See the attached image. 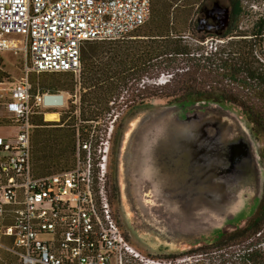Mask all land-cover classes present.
I'll return each instance as SVG.
<instances>
[{"label":"built area","instance_id":"2783aa9c","mask_svg":"<svg viewBox=\"0 0 264 264\" xmlns=\"http://www.w3.org/2000/svg\"><path fill=\"white\" fill-rule=\"evenodd\" d=\"M150 15L151 0H0V52L22 51L26 58L25 76L0 82L10 84L4 87L8 98L1 102V92L0 102L14 129L0 134V248L23 264L144 261L114 213L108 186L110 140L98 143L93 133L77 135L72 168L34 175L28 73L71 71L80 78L87 42L126 38ZM261 37L254 55L264 67V29ZM45 95L50 93L37 95L36 103L45 105ZM255 237L264 238V226Z\"/></svg>","mask_w":264,"mask_h":264},{"label":"rangeland","instance_id":"374dc122","mask_svg":"<svg viewBox=\"0 0 264 264\" xmlns=\"http://www.w3.org/2000/svg\"><path fill=\"white\" fill-rule=\"evenodd\" d=\"M218 2L221 5H227V0H204L210 5L214 2ZM202 0H159V5L163 4L169 11L172 18V24L177 30V34L183 35L186 42L192 45H201L205 51L210 52L215 49L216 44L221 48L228 45L229 39L227 37L202 36L201 34H195L192 30V26L196 21L198 13V3ZM254 5V6H253ZM243 13L240 20V30L244 33H250L253 23L261 17V13H264V0H244L242 2ZM146 24L142 28L138 29L137 33L141 30H145ZM134 31L131 33L133 34ZM203 37L204 40H200ZM250 38V35H247ZM131 35L127 41L133 40ZM220 39H224L221 42ZM225 52L232 47H225ZM25 55L24 52L19 51H2L0 52V82L13 81L21 79L26 74L25 69ZM28 64L30 65V57L28 56ZM189 68L186 60H183L178 67L175 68H155L146 72L144 80L140 79L135 81L134 79L128 83V85L121 89L120 95L113 97L110 102L102 103L111 108L108 112H101V114L92 121H83L82 112L87 106L85 100H83V94L89 91L82 86V74L80 78L74 73L70 74H49L48 81L55 83V87H59L58 82H70L73 78V82L76 84L74 89L53 88V86L46 85L45 90L41 88V80H43L42 74H38L35 71L28 73L29 80L35 79L39 82V90L33 94L31 93V104L33 106V118L34 120L41 118L44 122L52 123L45 125L42 128L46 130H53L60 125V118L66 116L67 120L74 119L76 136L81 134L93 133V138L98 143L102 140L106 142L110 140L109 152L115 148V160L110 156L108 161V186L110 191V198L114 207V213L118 220L119 225L125 233L127 239L144 255V261L131 258L126 264H221L220 260L222 256L233 262V264H245L243 255L247 250L253 248V250H262L264 247H258V243L264 241V238L253 237V239H247L234 244L230 247H226L223 250L213 249L210 252H201L197 254L188 255L191 253V249L196 248L206 242H211L217 237L220 229H230L226 225L227 217L233 213L235 208L219 216H212L208 218L207 214L203 215L204 219L201 221V211L194 209L192 211H182L181 207L174 201L172 195H175L168 191L167 186L161 185L155 187L146 180L141 184L143 191L135 192L133 187L135 175L131 170L130 156L133 151L132 148L135 143V137L142 123V119L147 117L158 110H164L172 107L170 103V97H156L146 100L143 105L138 104V97H134L132 92L136 93L139 89L143 90V84L147 88H159L162 90H168L175 85L164 86L165 80L168 81L170 77H176V74H181ZM168 77V79H164ZM77 82V83H76ZM228 84L229 82L226 81ZM65 84V83H64ZM10 86L9 83H0V93L3 92L4 96L1 97V102L5 101L8 95L4 87ZM230 86H237L236 83L230 84ZM242 93H247L250 96L254 93L252 90L247 91L241 89ZM43 93L59 94L64 98V104L61 106L48 108L43 103L37 104V95ZM136 100L135 102L132 100ZM259 102L258 100H253ZM0 102V134L14 131L13 127H10V121L7 116V112L4 106ZM92 106L94 102L89 101ZM135 104V110L129 112L130 105ZM100 105V104H98ZM203 105V104H202ZM210 110H216L220 114H230L236 117L242 127L247 131L250 138L254 141L255 154L261 168V182H260V196L255 195L252 201H249L246 209L240 216H250L256 209L260 199L264 195V136L254 135L251 129V125L245 120L244 115L241 112L240 107L235 106L230 102L219 104L211 102ZM47 111H55L57 116L54 120H46L45 113ZM128 114L125 116V113ZM142 120V121H141ZM91 125V126H90ZM85 129H81V127ZM113 126L111 136L109 137V127ZM7 128V129H4ZM74 128V127H73ZM36 126H34V130ZM118 130L120 133L118 139L114 144V133ZM158 135L156 134L151 141L156 140ZM78 138V137H77ZM164 139V140H163ZM163 141H168L167 138H162ZM188 151V150H187ZM124 156V157H123ZM123 157V158H122ZM32 169L34 175H40L39 169L32 163ZM202 171V169L200 170ZM185 172L182 171L181 178H185ZM171 179V176L169 177ZM192 186L195 184V178L193 176ZM199 178L198 183H200ZM184 185V184H183ZM233 184H228V186ZM229 186V187H230ZM231 189V188H229ZM166 193L168 196H166ZM186 194L187 197L193 198L195 196L204 199V194ZM206 196V195H205ZM207 198V196H206ZM172 199V200H171ZM211 199L210 195L208 200ZM174 202V203H173ZM161 207V208H160ZM189 218H197L200 223H191ZM187 223L186 225L183 223ZM203 222V223H202ZM245 223V222H244ZM244 223H241L242 226ZM186 227H183V226ZM124 228V229H123ZM257 246V247H256ZM180 254V257L173 260L169 256ZM20 262V260L8 253L4 249L0 248V264L9 262ZM252 264V263H248ZM264 264V261L262 262Z\"/></svg>","mask_w":264,"mask_h":264},{"label":"trees","instance_id":"16d2710c","mask_svg":"<svg viewBox=\"0 0 264 264\" xmlns=\"http://www.w3.org/2000/svg\"><path fill=\"white\" fill-rule=\"evenodd\" d=\"M243 1L227 0L231 8L229 23L225 31L220 34H201L192 26L195 34L215 35L229 39L228 45L221 48L216 44L215 49L210 52L205 51L201 45H192L186 42L183 35L177 34V30L172 24L170 11L163 4L159 5V0H151V15L145 23L146 28L137 33L138 29L143 27L142 25L133 34H130L133 38L129 39L133 40L127 41L129 35L118 40L87 42L81 54L82 86L89 90L83 94V100L87 105L82 112L83 121H92L101 112L111 110L110 107L102 103H108L113 97L119 96L121 89H124L131 80L143 79L146 72L151 69L178 67L183 60H186L189 68L181 74H176L175 78L172 75L168 81L164 82V86L174 84V87L166 91L159 88H147L143 84V90L132 92L134 97H138V104L143 105L146 100L156 97H170L171 104L183 106L197 103L224 104L230 102L240 107L245 120L251 125L252 131L257 135L264 136V67L254 55L255 46L262 45L261 33L264 29V19L256 20L250 33L241 31ZM247 35L251 37L248 38ZM200 40H204L203 37ZM227 46L233 49L225 52ZM60 73L73 74L71 71L38 73L43 77L40 89L44 91L46 85L59 88L47 79L49 74ZM226 81L229 83L227 84ZM31 82V93L35 94L39 90V82H36L35 79H31ZM234 83L237 86H230ZM57 85L60 88L65 87L64 89L73 90L76 84L72 78L70 82H58ZM239 87L247 91L252 90L254 93L252 96L242 93ZM255 99L259 102L253 101ZM89 101L94 102L95 105L92 106ZM135 107V104L130 105L128 111H134ZM127 114L128 112L125 113V116ZM32 123L36 129L34 130L33 126L31 132V162L39 169V176L72 168L76 161L77 148L74 119L67 120L66 116H62L59 124L63 126L53 130L42 128L52 124L44 122L42 116L36 120L33 118ZM81 129L83 131L84 126ZM87 136L88 134L84 136L81 134L80 137ZM263 226L264 195L242 226L221 233L213 241L197 246L187 254L210 252L213 249L223 250L253 238ZM8 253L15 256L11 252ZM243 256L245 264H262L264 261V251L262 250H247ZM169 257L176 260L180 254ZM221 258V264H233L225 256ZM5 264L23 263L10 260Z\"/></svg>","mask_w":264,"mask_h":264},{"label":"water","instance_id":"95a60500","mask_svg":"<svg viewBox=\"0 0 264 264\" xmlns=\"http://www.w3.org/2000/svg\"><path fill=\"white\" fill-rule=\"evenodd\" d=\"M229 18V7L217 2L215 7L210 9L208 17L203 23L209 29L220 34L221 32L218 30L224 29L228 25ZM210 103H202L203 105L197 103L190 106L172 104V107L158 110L144 117L143 121L141 120L142 123L132 148L133 153L130 156L131 170L135 175L133 187L138 194L143 191L140 185L145 180L150 183V187L152 185L155 187L167 186L168 191L173 194L175 192L172 197L182 208V211L194 209L201 211V221L205 214L209 216L208 218L214 217V215L219 216L227 213L233 206L235 210L227 217L226 225L235 229L241 223L246 222L249 217L240 216L248 202L252 201L256 194L260 196L261 168L255 154L254 141L238 119L230 114H220L216 110H210V105H208ZM157 133L167 134L174 146L182 147L186 141H189L193 150V160L197 158L201 161L203 159L206 165L208 174L205 177L209 186L206 196L214 193L216 188L221 198V205L209 206L204 202L207 200L204 196L201 203L192 205H197L195 208L189 206L188 202L190 203L191 198L187 197L185 190L182 189L184 186L182 179L176 178L166 170V164L169 161L167 152L170 150L166 151L167 148L163 145L157 154L147 155L144 149L139 148L145 135L153 136ZM138 152L142 154L139 161ZM163 160L166 161L165 166L162 165ZM173 165H175L174 162ZM194 176L197 183L198 175L194 173ZM228 184L233 185H229V187ZM166 196H168L167 193ZM189 219L191 223H200L197 218ZM185 225L183 227H186ZM228 231L231 230L220 229L217 237Z\"/></svg>","mask_w":264,"mask_h":264},{"label":"flooded vegetation","instance_id":"af4514ba","mask_svg":"<svg viewBox=\"0 0 264 264\" xmlns=\"http://www.w3.org/2000/svg\"><path fill=\"white\" fill-rule=\"evenodd\" d=\"M217 2L214 1L211 5L207 2H204V0H202L201 3H198V13L199 15H197V18H196V22L193 24V27L195 28V30L199 33H202V34H208V33H211V34H215L217 35L218 33L216 31H213L211 29H209L207 26L204 25L203 21H205V19L208 17V14H209V11L210 9H213L215 7V4ZM225 6H228L229 7V10L231 11V8H230V5L227 4ZM226 27L224 29H219L218 31L219 32H223L225 31ZM140 91V90H138ZM221 104V103H220ZM222 105V104H221ZM129 107V106H128ZM46 119V118H45ZM47 120V119H46ZM116 134L114 135V144L116 142V140L118 139V134H120L118 132V130H116ZM254 135H257L255 132H253ZM154 137V136H153ZM151 139L150 138V135H145V137H143V140L141 141V143L139 144V148H142L145 150L146 154L149 155V154H157L159 152V150L162 148V146L164 145L167 150H170V152H167L168 154V157H169V161H168V165L166 164L165 160L163 161L166 165H167V171L171 173V175L174 176L173 172L174 171H179V172H182V171H186V172H189L188 173V176L186 177V183L187 185H189V187L191 188L192 187V176H190V174L193 173V168L189 167V157H191V153H189V151H182L183 155L180 153V155H177V151H175L176 147L177 146H174V143H172L170 141L169 143V149H168V146L167 144L165 143V141H163L161 139V137H157L156 140H154L153 143H151ZM169 141V139H167ZM157 147V148H156ZM157 151V152H156ZM175 151V152H173ZM173 152V154H172ZM172 154V155H171ZM179 154V153H178ZM170 155V156H169ZM110 156L114 158L115 160V148L113 147V149L109 152V159H110ZM142 154L140 152H138V161L140 160ZM179 156V157H178ZM124 157V156H123ZM122 157V158H123ZM176 157H178V159H176ZM173 162L175 165H173ZM171 166V167H170ZM187 166V167H186ZM170 167V168H169ZM188 170V171H187ZM177 178V177H176ZM203 184H204V189H205V186H207V182L206 181H203ZM216 193V189L214 190ZM205 191H203V194L204 196L206 195V193H204ZM217 195L216 196L213 194V196H215V199H217ZM211 196V195H210ZM207 197H209V194L207 195ZM219 203V201H218ZM124 229V228H123Z\"/></svg>","mask_w":264,"mask_h":264},{"label":"bare ground","instance_id":"6f19581e","mask_svg":"<svg viewBox=\"0 0 264 264\" xmlns=\"http://www.w3.org/2000/svg\"><path fill=\"white\" fill-rule=\"evenodd\" d=\"M44 104L47 107H57V106H61V105L64 104V98H62V96L59 95V94L45 95L44 96ZM56 116H57V113L55 111H47L45 113V118L48 119V120H54L56 118ZM155 135H153V136H155ZM157 135H158V137H161V139L162 138L169 139L167 134H159V133H157ZM153 136L150 135V138H153ZM170 141H171L170 139H169V141H165V143L168 146V149H169V143H170ZM153 142L154 141H151V143H153ZM171 142L173 143V141H171ZM175 149H176L175 151H179V154L177 153V155H180V153L183 155V153H182L183 150L184 151L188 150L189 153H191L190 154L191 157H189V167L193 168L194 170H193V173L190 174V176H192V179H193L194 173H196L198 175V181H199V178H201L200 183H198V182L196 183L195 182V184L190 188L189 185H187V183H186V177L188 176V173L189 172H185V178L183 179V183H182V184H184V186L182 187V189H184L185 190V193L186 194H189V195L195 194L194 192H196L197 194L200 193V195L203 194V191H205L204 193H206L209 190V186H208V184H206L207 186H205V189H204L203 181H206V177L205 176H207V174H208V172L206 171V165L204 163V160L201 159V161H199V160H197V158L195 160H193V156H192L193 150H192V147L189 145V141H186L185 144L182 147L177 146ZM175 151H173V152H175ZM173 152H172V154H173ZM178 157H176V159H178ZM196 163H197V165H196ZM162 165L165 166V163L163 162ZM201 169H202V171H200ZM173 174L176 175L177 177H180L181 176V173L179 171L178 172L177 171H174ZM194 178H195V176H194ZM210 186L213 187L212 185H210ZM213 194L215 196H216V194H218L217 195V199H215V196H213ZM210 195H211L210 196L211 199L213 198L214 201L211 202L210 199L208 200L209 197H207V200L204 201L206 204H208L211 207H216V206L221 205V198H220V195H219V192L218 191H217V193L214 192V193H212ZM203 200H202V198L195 196V197L191 198L190 203L188 202V204H189V206H192L194 204L201 203ZM218 201H219V203H218ZM213 204H216V205H213ZM197 205L192 206L191 208H195ZM199 206H200V204H199Z\"/></svg>","mask_w":264,"mask_h":264},{"label":"crops","instance_id":"0c3cea01","mask_svg":"<svg viewBox=\"0 0 264 264\" xmlns=\"http://www.w3.org/2000/svg\"><path fill=\"white\" fill-rule=\"evenodd\" d=\"M4 129H7V128H4ZM7 133H9V132H7ZM7 133H4V132H3V133H1V134H4V135H5V134H7Z\"/></svg>","mask_w":264,"mask_h":264}]
</instances>
